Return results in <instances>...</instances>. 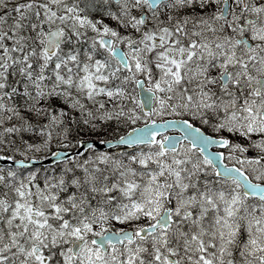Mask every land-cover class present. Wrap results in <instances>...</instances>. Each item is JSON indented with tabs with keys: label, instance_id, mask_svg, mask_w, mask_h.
Instances as JSON below:
<instances>
[{
	"label": "snow or ice",
	"instance_id": "1",
	"mask_svg": "<svg viewBox=\"0 0 264 264\" xmlns=\"http://www.w3.org/2000/svg\"><path fill=\"white\" fill-rule=\"evenodd\" d=\"M0 264H264V0H0Z\"/></svg>",
	"mask_w": 264,
	"mask_h": 264
}]
</instances>
